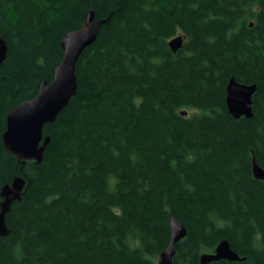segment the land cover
I'll use <instances>...</instances> for the list:
<instances>
[{"label":"trees","instance_id":"obj_1","mask_svg":"<svg viewBox=\"0 0 264 264\" xmlns=\"http://www.w3.org/2000/svg\"><path fill=\"white\" fill-rule=\"evenodd\" d=\"M90 11L106 22L77 94L45 125L43 161L24 162L4 147L7 116L52 80ZM0 32V193L27 182L0 264H157L171 216L187 228L175 264L222 240L244 259L208 264H264V0H0ZM232 77L257 85L252 117L229 112Z\"/></svg>","mask_w":264,"mask_h":264},{"label":"water","instance_id":"obj_2","mask_svg":"<svg viewBox=\"0 0 264 264\" xmlns=\"http://www.w3.org/2000/svg\"><path fill=\"white\" fill-rule=\"evenodd\" d=\"M86 20L80 28L69 31L62 37L61 46L64 55L53 71L52 80L50 82L43 80L39 85L37 95L13 107L7 116L6 130L2 138L4 147L24 162L27 160H34L37 163L43 161L46 147L51 141V137L44 133L45 125L54 122L72 97L77 94V62L83 51L96 41L100 27L106 22V19H95L93 11L87 13ZM184 40L185 36L179 35L172 38L169 45L174 52H177L183 47ZM7 55V42L0 32V65L6 60ZM256 90V84L242 83L235 77L230 79L227 85L226 102L229 112L235 118L253 116V95ZM182 114H187V112L183 111ZM253 172L256 178L264 179V168L256 157L253 159ZM26 183L24 177L16 175L11 182L4 184L1 188V237L10 233L6 217L13 203L21 199ZM186 235L185 224L171 216L169 244L160 254L158 264H175L176 244ZM222 259L237 261L244 258L231 248L228 240H222L215 251L201 254L202 264Z\"/></svg>","mask_w":264,"mask_h":264}]
</instances>
